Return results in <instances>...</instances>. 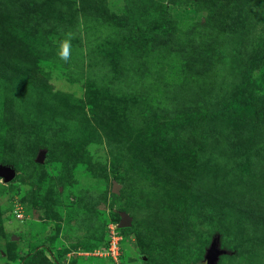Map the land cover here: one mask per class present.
<instances>
[{
  "label": "rangeland",
  "instance_id": "rangeland-1",
  "mask_svg": "<svg viewBox=\"0 0 264 264\" xmlns=\"http://www.w3.org/2000/svg\"><path fill=\"white\" fill-rule=\"evenodd\" d=\"M0 164V264H264V0H0Z\"/></svg>",
  "mask_w": 264,
  "mask_h": 264
},
{
  "label": "water",
  "instance_id": "water-1",
  "mask_svg": "<svg viewBox=\"0 0 264 264\" xmlns=\"http://www.w3.org/2000/svg\"><path fill=\"white\" fill-rule=\"evenodd\" d=\"M43 155V154H42ZM42 156L37 158V162L42 161ZM16 175V171L12 166L0 164V177L6 182H10ZM131 224V218L125 214L118 223L121 228L128 227ZM230 251L221 246V239L219 234H215L210 244L207 246V252L204 256L206 264H218L222 255L229 253Z\"/></svg>",
  "mask_w": 264,
  "mask_h": 264
},
{
  "label": "built area",
  "instance_id": "built-area-1",
  "mask_svg": "<svg viewBox=\"0 0 264 264\" xmlns=\"http://www.w3.org/2000/svg\"><path fill=\"white\" fill-rule=\"evenodd\" d=\"M14 213L17 214L19 219L23 218V211L20 209L18 204L14 207ZM118 228V223H110L107 230V243L104 247H102V252H100V254L102 253L103 255H106V257H110L111 259H109H113L116 264H121L119 262V258H121L120 248L122 245L121 241L123 239V235L119 232Z\"/></svg>",
  "mask_w": 264,
  "mask_h": 264
},
{
  "label": "clouds",
  "instance_id": "clouds-1",
  "mask_svg": "<svg viewBox=\"0 0 264 264\" xmlns=\"http://www.w3.org/2000/svg\"><path fill=\"white\" fill-rule=\"evenodd\" d=\"M70 49H71V39L70 34L67 38L62 39L58 46V52L57 55L59 58L64 61L68 62L70 59Z\"/></svg>",
  "mask_w": 264,
  "mask_h": 264
},
{
  "label": "trees",
  "instance_id": "trees-1",
  "mask_svg": "<svg viewBox=\"0 0 264 264\" xmlns=\"http://www.w3.org/2000/svg\"><path fill=\"white\" fill-rule=\"evenodd\" d=\"M34 164H35L37 170H38V169L40 168V166H41V164H40L39 162H37V161H34ZM34 183H35V185H39L37 181H34ZM39 201H40V203L45 204V205L47 206L48 209H50V205L48 204V202H45V201H42V200H39ZM49 211H50V210H49ZM118 229H119V232L122 234V231H123L125 228H121V227H119ZM106 231H107V230H106ZM122 235H123V234H122ZM106 240H107V235H106ZM222 257H223V256H222Z\"/></svg>",
  "mask_w": 264,
  "mask_h": 264
},
{
  "label": "crops",
  "instance_id": "crops-1",
  "mask_svg": "<svg viewBox=\"0 0 264 264\" xmlns=\"http://www.w3.org/2000/svg\"><path fill=\"white\" fill-rule=\"evenodd\" d=\"M74 264V263H73Z\"/></svg>",
  "mask_w": 264,
  "mask_h": 264
}]
</instances>
